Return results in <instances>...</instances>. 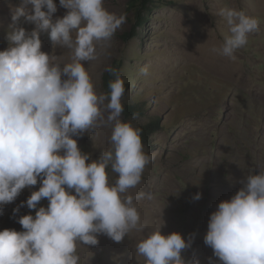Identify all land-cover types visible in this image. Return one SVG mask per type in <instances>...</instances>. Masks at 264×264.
Masks as SVG:
<instances>
[{
	"label": "clouds",
	"instance_id": "clouds-1",
	"mask_svg": "<svg viewBox=\"0 0 264 264\" xmlns=\"http://www.w3.org/2000/svg\"><path fill=\"white\" fill-rule=\"evenodd\" d=\"M29 3L31 12L24 7ZM59 4L67 12L54 19L55 0H22L13 10L8 47L0 51V212L23 189L41 182L26 201L29 209H37L35 216L18 220L23 231H0V264H80L78 244L96 246L100 234L120 243L146 228L134 200L152 196L130 190L141 184L152 157L144 151L142 130L121 120L124 81L108 68L115 78L107 94H98L85 67L105 54L126 17L109 12L104 0ZM220 15L230 35L212 51L232 57L259 30V20L234 8H223ZM21 18L34 28L27 31ZM43 33L54 48L70 50V62L62 64L41 50ZM102 127L111 128V147L86 163L90 156L73 137ZM109 168L118 174L114 183ZM241 183L210 215L204 243L220 264H264V171ZM45 198L48 206L38 208ZM162 217L163 210L162 223L137 243L136 254L144 264H199L182 257L194 234L187 241L177 232L162 234Z\"/></svg>",
	"mask_w": 264,
	"mask_h": 264
},
{
	"label": "rangeland",
	"instance_id": "rangeland-1",
	"mask_svg": "<svg viewBox=\"0 0 264 264\" xmlns=\"http://www.w3.org/2000/svg\"><path fill=\"white\" fill-rule=\"evenodd\" d=\"M21 3L0 0V51L8 47L13 10ZM55 3L53 18H62L67 9L59 0ZM24 7L29 12L33 9L30 3ZM104 7L117 16L125 15L126 22L100 60L85 62L95 89L107 94L105 75L115 78L107 69H116L125 86L122 105L145 108L144 116L121 114V120L142 130L159 118L160 129L142 139L152 160L141 184L130 190L132 195L144 192L152 196L134 200L145 230L131 232L120 243L100 234L96 246L78 244L80 264H144L136 245L162 223V210V234L177 232L186 241L194 234L191 247L182 251L185 261L209 264L212 258L214 264H220L204 243L210 215L221 201L235 195L245 177L256 169L264 171V0H151L145 11L139 10L138 2L131 8L127 0H104ZM223 8L257 18L259 30L228 63L217 64L212 49L220 48L230 35L220 15ZM21 26L27 31L34 28L23 23V18ZM129 30L136 34L133 38H120ZM40 38L42 51L55 54L62 64L70 62V50L54 48L48 33ZM145 67L146 75L141 73ZM110 135L111 128L102 127L73 138L89 154L86 163H90L111 147ZM107 172L114 183L118 174L110 168ZM40 186L38 179L37 185L26 187L3 206L0 231H23L18 220L23 215L35 216L37 209H29L26 201ZM197 194L200 199H195ZM48 203L42 199L38 208H46ZM17 207L19 211L14 213Z\"/></svg>",
	"mask_w": 264,
	"mask_h": 264
},
{
	"label": "trees",
	"instance_id": "trees-1",
	"mask_svg": "<svg viewBox=\"0 0 264 264\" xmlns=\"http://www.w3.org/2000/svg\"><path fill=\"white\" fill-rule=\"evenodd\" d=\"M137 2H138L139 10L145 11L148 5L150 4L151 0H127V3L131 8H133ZM137 20H139V16L137 17ZM139 26L141 27L142 24H139ZM135 35L136 34H134L133 30H129L125 32L124 34H122L120 38L129 40L133 38ZM105 81L108 86L109 82L111 81L108 75H105ZM108 90H110L109 87H108ZM123 108H124V111L122 114L126 117L144 116V113H145L144 107H140L138 105L131 104V103L123 104ZM159 123H160V119L155 118L153 122L146 124L142 129V134H141L142 139H146V137L149 136L151 133H154L157 130H159L160 129Z\"/></svg>",
	"mask_w": 264,
	"mask_h": 264
},
{
	"label": "bare ground",
	"instance_id": "bare-ground-1",
	"mask_svg": "<svg viewBox=\"0 0 264 264\" xmlns=\"http://www.w3.org/2000/svg\"><path fill=\"white\" fill-rule=\"evenodd\" d=\"M209 51V50H208ZM213 52V51H212ZM213 54V53H212ZM212 56V55H211ZM210 56V57H211ZM212 57H214V56H212ZM213 59V58H212ZM216 59V60H215ZM215 59L213 60L214 62L216 61V62H218L217 64H219V62H222V63H228V61L231 59V57H227V56H223V55H219V54H217L216 53V56H215ZM232 61V60H231ZM230 61V62H231ZM234 61V60H233ZM207 62V61H206ZM215 62V63H216ZM222 66V65H221ZM225 66H226V64H225ZM228 66V65H227ZM3 213V212H2ZM0 214H1V212H0Z\"/></svg>",
	"mask_w": 264,
	"mask_h": 264
},
{
	"label": "water",
	"instance_id": "water-1",
	"mask_svg": "<svg viewBox=\"0 0 264 264\" xmlns=\"http://www.w3.org/2000/svg\"><path fill=\"white\" fill-rule=\"evenodd\" d=\"M258 171H260V170L259 169H256L255 174H258Z\"/></svg>",
	"mask_w": 264,
	"mask_h": 264
}]
</instances>
